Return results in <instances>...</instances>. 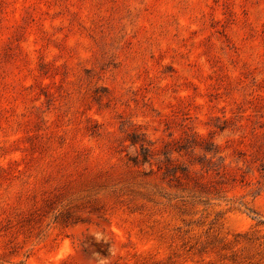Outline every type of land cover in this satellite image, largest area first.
Here are the masks:
<instances>
[{"label": "rangeland", "instance_id": "obj_1", "mask_svg": "<svg viewBox=\"0 0 264 264\" xmlns=\"http://www.w3.org/2000/svg\"><path fill=\"white\" fill-rule=\"evenodd\" d=\"M0 264H264V0H0Z\"/></svg>", "mask_w": 264, "mask_h": 264}]
</instances>
